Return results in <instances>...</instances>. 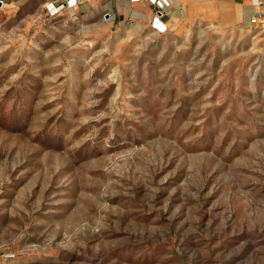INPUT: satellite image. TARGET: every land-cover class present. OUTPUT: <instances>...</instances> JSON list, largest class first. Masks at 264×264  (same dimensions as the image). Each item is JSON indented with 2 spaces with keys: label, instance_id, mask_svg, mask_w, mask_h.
Instances as JSON below:
<instances>
[{
  "label": "rangeland",
  "instance_id": "obj_1",
  "mask_svg": "<svg viewBox=\"0 0 264 264\" xmlns=\"http://www.w3.org/2000/svg\"><path fill=\"white\" fill-rule=\"evenodd\" d=\"M139 1L0 0V264H264V27Z\"/></svg>",
  "mask_w": 264,
  "mask_h": 264
},
{
  "label": "crops",
  "instance_id": "obj_2",
  "mask_svg": "<svg viewBox=\"0 0 264 264\" xmlns=\"http://www.w3.org/2000/svg\"><path fill=\"white\" fill-rule=\"evenodd\" d=\"M126 3L129 0H121ZM136 1V0H135ZM173 5L176 12H188L190 17L196 14L197 17L205 19L207 16L213 19L214 25L219 28H227L245 22L256 10L264 9V0H167ZM139 2H147L140 0ZM208 6V10H207ZM180 13V12H179ZM134 16L140 15L133 12ZM146 15V14H145ZM211 15V16H210ZM231 26V27H232Z\"/></svg>",
  "mask_w": 264,
  "mask_h": 264
},
{
  "label": "built area",
  "instance_id": "obj_3",
  "mask_svg": "<svg viewBox=\"0 0 264 264\" xmlns=\"http://www.w3.org/2000/svg\"><path fill=\"white\" fill-rule=\"evenodd\" d=\"M155 1V0H150ZM248 24L252 25H260L262 28L264 27V9L256 10L249 18ZM264 29V28H263Z\"/></svg>",
  "mask_w": 264,
  "mask_h": 264
},
{
  "label": "bare ground",
  "instance_id": "obj_4",
  "mask_svg": "<svg viewBox=\"0 0 264 264\" xmlns=\"http://www.w3.org/2000/svg\"><path fill=\"white\" fill-rule=\"evenodd\" d=\"M244 23H247V24H248V19H246ZM246 26H247V25H246Z\"/></svg>",
  "mask_w": 264,
  "mask_h": 264
}]
</instances>
